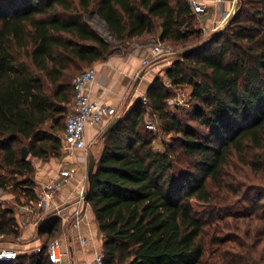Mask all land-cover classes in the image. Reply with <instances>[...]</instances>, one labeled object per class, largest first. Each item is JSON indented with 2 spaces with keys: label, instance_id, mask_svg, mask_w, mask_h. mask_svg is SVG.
<instances>
[{
  "label": "trees",
  "instance_id": "16d2710c",
  "mask_svg": "<svg viewBox=\"0 0 264 264\" xmlns=\"http://www.w3.org/2000/svg\"><path fill=\"white\" fill-rule=\"evenodd\" d=\"M90 15L105 21L115 43ZM195 16L188 0H0V189L9 186L17 201L35 198L31 159L60 156L84 68L126 41L183 47L164 75L190 87L187 122L167 109L170 92L156 76L102 139L85 191L104 264H264V0H240L207 36ZM147 108L174 134L164 150L145 128ZM175 154L186 168L174 171ZM220 193L249 202V212L240 215L242 235L208 239L206 218L214 215L205 218L191 202L213 206ZM59 231V219L41 222V251L0 264H53L46 244ZM19 233L13 209L0 201V235Z\"/></svg>",
  "mask_w": 264,
  "mask_h": 264
},
{
  "label": "crops",
  "instance_id": "0c3cea01",
  "mask_svg": "<svg viewBox=\"0 0 264 264\" xmlns=\"http://www.w3.org/2000/svg\"><path fill=\"white\" fill-rule=\"evenodd\" d=\"M199 1L207 5V10L202 14L203 18L198 25L210 32L224 26L236 8V0ZM125 43L128 46L114 51L105 60L90 66L94 70L95 80L86 89L92 100L115 108L116 116L125 114L135 101L143 98L154 78L162 74L163 69L173 61V58H153L150 51L154 44L151 41L131 40ZM143 59L150 60L148 67L142 65ZM108 124L109 121H104L99 126L86 125L84 130L86 149L69 148L63 144L61 154L57 158L31 159L34 166L35 191L55 177L61 169L72 170L73 174L56 195L54 203L39 211L26 224L20 223L21 215L18 211L25 198L20 197L19 201L8 199L10 205L6 207L13 209L20 233L14 241H0V247L17 250L19 254L33 253L36 248L45 245L46 235L38 233L41 222L57 218L60 221V231L59 237L55 239L59 241L60 249L66 252L58 264H88L96 254L102 252L103 236L90 205L83 202L79 207L75 200L81 188L87 184L89 156L92 154L95 162L100 157L103 150L102 134ZM53 206L66 207L60 213H56ZM77 208L81 210V220L79 226L73 228L70 226L69 217Z\"/></svg>",
  "mask_w": 264,
  "mask_h": 264
},
{
  "label": "built area",
  "instance_id": "2783aa9c",
  "mask_svg": "<svg viewBox=\"0 0 264 264\" xmlns=\"http://www.w3.org/2000/svg\"><path fill=\"white\" fill-rule=\"evenodd\" d=\"M221 0H216L220 2ZM192 13L196 16L204 14L207 10V5L199 0H188ZM204 34H207V30L201 27ZM153 58H173L177 53L174 52L168 44L163 42H156L151 47L150 51ZM142 65L148 67L150 65L149 59H143ZM95 80V73L92 68H87L81 71L74 79V95L69 105V112L65 121V128L62 134L63 144L69 148L86 149V143L84 139V130L86 125L92 124L99 126L104 121H111L116 115L115 108L97 101L92 100L86 89L87 86ZM149 128L154 129L153 125H149ZM72 170L61 169L58 174L49 179L42 187L35 191V198L33 200L25 201L18 207L20 212L21 224H26L30 219L37 215L39 211L48 207L54 203L56 195L62 189L63 185L71 178ZM85 193V187H82L75 203L80 207L83 204V196ZM2 189H0V199H2ZM66 206H53L56 213H60ZM81 210L77 208L71 217L70 226L77 228L81 220ZM0 241H5L4 235H0ZM41 247L35 249L33 253L41 251ZM28 253V252H26ZM30 253V252H29ZM46 253L49 261L53 264L61 262L62 258L66 255V252L60 249V244L57 239L52 240L46 245ZM19 255V252L14 249L0 247V262H9L14 260ZM103 253L100 252L94 256V258L88 264H104Z\"/></svg>",
  "mask_w": 264,
  "mask_h": 264
},
{
  "label": "rangeland",
  "instance_id": "374dc122",
  "mask_svg": "<svg viewBox=\"0 0 264 264\" xmlns=\"http://www.w3.org/2000/svg\"><path fill=\"white\" fill-rule=\"evenodd\" d=\"M195 17H196V21L199 23L200 20L203 18V15L195 16ZM88 19L90 20V22L92 24H94L95 28L105 37L106 40L115 43L114 36L110 35L108 30L102 26L101 21L97 17L90 15L88 17ZM223 27L224 26L219 27L218 29H215L211 32H210V30H208L207 31L208 33L207 34L203 33V35L204 36L210 35L211 33H215ZM152 43L154 44L155 42H152ZM167 44L176 53H179L183 50V47L180 45L178 46V45H173V44H169V43H167ZM125 46H128V44L124 43V44H122L120 46H116V47H120V48H117V50H119V49L125 48ZM174 58H176V55L173 57V59ZM164 70L165 69H163V71H162L163 73L158 74L157 77L162 81V84L170 92V96L167 100V109L170 110L171 112L176 113L179 116V118H181L184 122H187L185 115L187 112H189V110L191 108V104H192V101L190 99V87L187 85L172 86L170 84V82L166 79V77L164 75ZM146 111L147 112L145 115V120H146L145 128L147 130L152 131L155 134H157V138L155 139L153 146L155 149L164 150L166 145L172 143L171 142L172 141L171 136L174 134L173 133L172 134L163 133L162 130L160 129V123L157 119V116L152 114L150 112L149 108H147ZM65 120H66V118L64 119V123H65ZM189 123L191 125H195L193 122H189ZM149 125H153L154 129L149 128L148 127ZM175 147L178 150V148H179L178 144H176ZM175 155H176V157H179V159H178L179 162H176L177 158L175 157L174 171H177V169L186 168L185 167V165H186L185 157H183L180 154H178V155L175 154ZM9 183H12V182L10 181ZM258 185L260 188H264V182L263 181H261V183H258ZM11 190L12 189L9 186L6 189H2L1 195L4 197V199H0V201L4 206L10 205V201L8 199H15L16 198L15 195L17 194V192H12ZM5 197H7V198H5ZM218 199L219 200L213 206H208L206 204L197 202L195 200H192V202H191L195 211H197L199 214L205 213V218L208 215V213L206 214L207 211L209 212V214L211 212V216L214 215L213 216L214 219H213V217L206 218L207 224L205 226V234H206L207 238L210 239V238L215 237V236L216 237H226L227 235H236V234L242 235L243 229H244V224H241L243 219L241 218L240 215H243L244 213L249 212V208H248L249 202L242 200V198H240V197H233L229 194H224V193L218 194ZM262 201H264V198L262 199ZM238 216H240V217H238ZM235 225L239 226V229H235L234 228ZM58 237L59 236L55 234V236L51 237L50 239H53V238L55 239ZM50 239H48V241ZM5 240L6 241H14L9 237L5 238Z\"/></svg>",
  "mask_w": 264,
  "mask_h": 264
},
{
  "label": "water",
  "instance_id": "95a60500",
  "mask_svg": "<svg viewBox=\"0 0 264 264\" xmlns=\"http://www.w3.org/2000/svg\"><path fill=\"white\" fill-rule=\"evenodd\" d=\"M240 0H236V7L238 6ZM236 9V8H235ZM235 12V10H234ZM102 26L108 30V32L110 33L111 36H114L113 33L108 29L107 24L105 23V21L103 19H100ZM216 35V34H215ZM213 35V37L215 36ZM182 55V52H179L176 54V57H179ZM121 116H115L107 125V127L105 128V130L103 131L102 136H105L107 133H109L114 126L121 120ZM28 156V150L26 148H22V158L25 159ZM95 159L94 156L91 154L89 156V160H88V165H87V182L89 183L91 180V175L95 166ZM83 201L84 203H87V191H85L84 196H83Z\"/></svg>",
  "mask_w": 264,
  "mask_h": 264
}]
</instances>
